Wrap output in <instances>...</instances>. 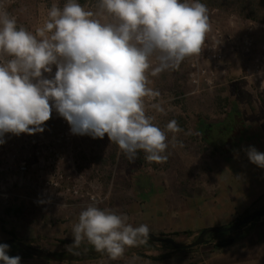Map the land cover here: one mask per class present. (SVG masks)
I'll use <instances>...</instances> for the list:
<instances>
[{
	"label": "clouds",
	"instance_id": "clouds-1",
	"mask_svg": "<svg viewBox=\"0 0 264 264\" xmlns=\"http://www.w3.org/2000/svg\"><path fill=\"white\" fill-rule=\"evenodd\" d=\"M209 30L208 9L199 0H98L96 11L67 0L62 9L52 5L35 34L0 12V58L8 57L0 62V144L7 133H42L55 109L72 134L107 135L133 162L140 151L149 163L165 162L166 132L146 114L144 98L160 95L148 87L147 73L157 76L201 54ZM53 66L54 75L45 76ZM151 107L164 112L158 103ZM165 127L183 131L175 119ZM246 154L264 168V153L249 147ZM128 221L126 214L89 204L72 226L68 250L87 240L116 260L149 236L147 224ZM9 250L0 243V264H21Z\"/></svg>",
	"mask_w": 264,
	"mask_h": 264
},
{
	"label": "rangeland",
	"instance_id": "rangeland-1",
	"mask_svg": "<svg viewBox=\"0 0 264 264\" xmlns=\"http://www.w3.org/2000/svg\"><path fill=\"white\" fill-rule=\"evenodd\" d=\"M66 2L67 0H14L8 2L6 12L10 17H15L18 28L23 26L35 34L36 29L42 27L48 19L52 5L55 4L62 9ZM77 2L89 10L98 9V0ZM207 9L210 25L217 21L226 30H229L231 16L241 18L232 12ZM150 63L155 67L158 62L151 58ZM229 63L231 71L226 78L221 79L213 89L201 88L194 94L192 92L195 90L188 82V72L183 61L178 68L168 69L157 76H152L149 69L148 87L158 91L160 95L155 99L144 98L146 114L154 117L153 123L166 132L169 147L165 153L168 156L165 162L149 163L145 160L143 151L138 152L133 162L124 155L116 143L110 142L107 135L103 139H94L90 135L74 134L72 141L62 147L66 155L63 171L72 178L76 175L81 176L84 186L90 190L94 187L93 190L100 197V202L95 203L96 206L111 209L117 214L125 213L126 206H131L134 202H146L149 206H154V200H161L162 204L166 203V207L168 205L181 208L185 201L187 204V195L191 194L193 198L198 193L215 188L220 172L218 167L224 166L223 157L219 155L232 150V141L234 143L243 140L258 141L260 132L256 127L260 124L261 111L264 113V89H257L250 81L241 79V69L236 56L232 55ZM154 103L160 104L164 112L152 108L151 105ZM173 119L183 129L182 132L167 131L165 126ZM234 126L241 130L232 132L230 141L224 130ZM173 136L176 137L174 142ZM7 185L12 188L11 191L15 195L0 197V215L11 209L14 213L8 216L17 218V215L24 211L32 210L38 213L40 222H46L53 217L65 223L68 216L79 215L78 209L74 211L68 207L81 203L84 207L79 210L83 211L90 204L85 199H58L51 190L35 195L31 185L18 186L12 180H8ZM147 186L152 187L150 190L143 189ZM25 189L34 197H24ZM263 207L264 202H261L252 207L250 213ZM175 239L182 242L179 238ZM143 244L126 247L124 254L116 260L105 256L98 262L156 264L153 260L141 258L139 254L151 252L150 254L154 256H160L164 253L159 248L144 251ZM205 249L190 254L191 263L202 262V256L206 254ZM16 255L22 257L21 264L30 261L24 259L22 253L17 251L10 256Z\"/></svg>",
	"mask_w": 264,
	"mask_h": 264
},
{
	"label": "crops",
	"instance_id": "crops-1",
	"mask_svg": "<svg viewBox=\"0 0 264 264\" xmlns=\"http://www.w3.org/2000/svg\"><path fill=\"white\" fill-rule=\"evenodd\" d=\"M261 113L260 124L255 126L259 128L260 139L235 143L232 141V150L219 155L223 157L224 166L218 167L220 172L215 188L198 193L193 198L191 194L187 195V204L185 201L184 205L180 206L181 208L168 205L166 207V203L162 204L161 200H154V206H149L146 202H134L131 206H126L125 213H122L129 217L128 222L133 226L147 224L150 232L157 235L189 231L193 233L191 236L180 235L175 238H179L184 243H191L205 228L228 227L237 217L250 212L255 205L263 203L264 168L251 163L246 154L249 147H254L257 151L264 153V113L262 111ZM235 129L241 130V128ZM230 133L232 134V131L228 135L231 141ZM2 183V186L9 187L7 181ZM151 187L147 186L143 189L150 190ZM11 190L12 188H10L11 196L15 195ZM24 192L26 193L24 197H34L27 189ZM0 197L7 198L1 195ZM83 207L84 205L80 203L68 208L74 211L78 209L77 214H80L79 208ZM12 213L14 211L10 210V214ZM37 214L30 210L24 211L17 218L6 214L0 215V243L11 239L10 235L3 230L4 226L8 231L14 230L18 238L30 246L59 254L69 251L68 246L73 241L72 226L78 222L79 215L68 216L67 221L62 223L53 217L46 222H40ZM231 235L235 236V234ZM83 242L90 244L87 240ZM158 248L164 254L170 255L162 261H155L156 264H264V217L246 225L243 228V235L237 239L234 237L229 246L223 249H213L211 252L205 249L206 254L202 256L203 260L199 263H191L190 255L186 253L172 252L160 246ZM150 253L146 252L150 257H157ZM101 259L52 262L35 257L30 261L37 264H91Z\"/></svg>",
	"mask_w": 264,
	"mask_h": 264
},
{
	"label": "built area",
	"instance_id": "built-area-1",
	"mask_svg": "<svg viewBox=\"0 0 264 264\" xmlns=\"http://www.w3.org/2000/svg\"><path fill=\"white\" fill-rule=\"evenodd\" d=\"M10 1L14 0L0 1L1 12L6 11ZM228 29L217 21L211 23L201 54L183 60L188 82L195 90L192 94L201 88L213 89L226 78L231 71L229 58L232 55L238 59L241 79L250 81L257 89H264V22L231 16ZM4 59L8 57L0 58V62ZM55 71L53 66V72L44 75L51 77ZM43 127L42 133L5 134L6 142L0 144V195L11 196L10 188L2 186V182L12 180L18 186L31 185L35 194L51 190L58 199H85L90 204L99 203L100 197L94 187L87 189L81 176L72 178L63 171L66 155L62 147L74 136L68 122L53 109L51 118Z\"/></svg>",
	"mask_w": 264,
	"mask_h": 264
},
{
	"label": "trees",
	"instance_id": "trees-1",
	"mask_svg": "<svg viewBox=\"0 0 264 264\" xmlns=\"http://www.w3.org/2000/svg\"><path fill=\"white\" fill-rule=\"evenodd\" d=\"M199 2L204 3L207 6V8H211L213 10L216 9V10H220L223 12L235 13V14L239 15L242 19H252V20L264 22V0H199ZM230 130L232 132H234L236 130L235 126H234V128H227L226 130H224L225 134L229 135V132H231ZM220 139H222V138H220ZM10 210L11 209L6 210L7 215H10ZM249 214H250V212H246L243 215H241L239 218H237V220L242 219ZM17 217H19V215H17ZM1 221H3V220H1ZM3 230L10 235L11 239L20 240L14 230L8 231V230H6V228L4 226H3ZM192 234L193 233L187 231V232H181V233L161 234V235L166 236V237L175 238V236H180V235L191 236ZM234 237H235L234 235L232 236L229 233L213 234V235H210L208 237L209 239H211L209 242H207L204 245L199 246L197 248L188 249V250H183V249L182 250H175L170 245L156 244L149 239H145V242L142 246V249L144 251H152V250L158 248V246H160L163 248H168L172 252L186 253V254L190 255V254L196 253V251L198 252V250H202L204 248H206L207 251L209 250V252H211L213 249H223L232 243ZM8 245H10V250L8 253L9 255H12L13 252L17 251V252L22 253L24 259L30 260L32 258H35L33 255L27 254L21 248H19L18 246L14 245V244H8ZM94 249L95 248L91 244H87L85 242H82L78 248H74L72 251H67V252L62 253V254H59V253H55V254L62 256V255H66V254L72 253V252L94 250ZM168 255H170V254L166 253V254H163V255H160L157 257H150L146 254V252H144V253L142 252L141 254H139V256L141 258L153 260L154 262L155 261L156 262L162 261V260L166 259ZM101 258L102 257H91L88 259L93 260V259H101ZM45 260L51 261L49 259H45ZM82 260H87V259H82Z\"/></svg>",
	"mask_w": 264,
	"mask_h": 264
},
{
	"label": "water",
	"instance_id": "water-1",
	"mask_svg": "<svg viewBox=\"0 0 264 264\" xmlns=\"http://www.w3.org/2000/svg\"><path fill=\"white\" fill-rule=\"evenodd\" d=\"M261 217H264V208L256 210L249 215L245 216L242 219L237 220L235 223L228 227H209L202 230V232L197 236V238L191 242V243H184L179 242L173 237H166L162 235H157L153 233H149V236L146 239L151 240L152 242L156 244H166L172 246L175 250H188V249H194L199 246L204 245L205 243L209 242L211 239L208 237L213 234H220V233H229V234H235V238H240L243 235V228L250 224L251 222L255 221L256 219H259ZM1 243L5 244H14L21 248L24 252L27 254H31L34 257L38 259H49L52 262H72V261H78L82 259H88L91 257H105L107 254H101L98 253L95 249L94 250H86V251H77L68 253L66 255H57L52 252L45 251L40 248H36L33 246H30L26 244L23 241L20 240H7Z\"/></svg>",
	"mask_w": 264,
	"mask_h": 264
}]
</instances>
